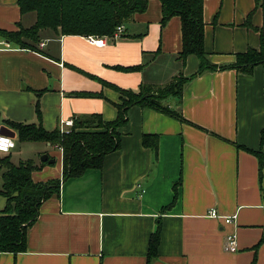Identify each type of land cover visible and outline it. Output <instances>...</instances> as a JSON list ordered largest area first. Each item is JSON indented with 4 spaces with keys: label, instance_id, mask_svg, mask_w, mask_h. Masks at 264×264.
Here are the masks:
<instances>
[{
    "label": "crops",
    "instance_id": "0c3cea01",
    "mask_svg": "<svg viewBox=\"0 0 264 264\" xmlns=\"http://www.w3.org/2000/svg\"><path fill=\"white\" fill-rule=\"evenodd\" d=\"M18 1L0 2V30L35 24L36 14H22ZM161 21L160 0H149L146 12L122 25L120 39L98 37L105 47L51 30L42 31L35 50L0 36V130L16 142L0 157L12 162L22 142L8 122L39 124L38 102L44 128L61 131L62 122L94 114L115 121L122 95L112 86L138 92L142 85L163 88L180 74L188 79L182 97L165 102L185 121L132 107L121 147L100 170L63 180V151L47 143L45 155L56 163L35 162L48 164L32 178L62 180L60 194L41 206L26 251L1 254L0 264H148L158 230L151 264H264V163L252 153L264 156V65L249 75L230 67L238 54L261 48L264 0H204L205 51L213 65L230 68L196 77V56L184 65L178 60L181 19L164 27ZM164 60L174 71L165 84L156 68ZM144 135L157 136V151L143 145ZM3 185L0 175V190ZM6 202L0 196V210ZM212 209L236 218L225 224L209 217ZM230 234L237 253L225 251Z\"/></svg>",
    "mask_w": 264,
    "mask_h": 264
},
{
    "label": "trees",
    "instance_id": "16d2710c",
    "mask_svg": "<svg viewBox=\"0 0 264 264\" xmlns=\"http://www.w3.org/2000/svg\"><path fill=\"white\" fill-rule=\"evenodd\" d=\"M160 2L162 27L173 17L181 19L183 44L178 60L184 65L189 56H196L199 60V70L195 77L207 71L230 67L249 75L256 66L264 65V36L259 50L250 49L246 53L238 54L234 65L230 67L213 65L204 47V0H160ZM18 5L22 14H36L35 24L27 29L21 28L17 32L0 30V36L23 49L35 50V45L40 43L41 33L44 30H51L59 36H113L117 28L134 15L146 12L149 0H19ZM141 68L142 66L120 69L134 72ZM187 81L188 79L180 74L163 88L142 85L138 92L107 84L122 95V102L117 105L118 118L113 122H106L99 114L90 115L75 120L68 134L61 133L59 129L49 132L44 128L39 102L36 107L39 124L26 125L13 122L8 124L18 133L22 143L44 142L61 149L63 180L78 178L88 170L102 169L105 157L119 150L122 139L120 130L128 123V111L132 107L148 108L185 121L178 111L170 108L165 102L170 98H181ZM157 143V136H143V145L152 148L153 151H157ZM252 153L262 164L264 163V156L260 152ZM47 164L36 165L30 160L21 161L16 165L12 162L11 156L0 157V169H3L4 180L0 196L7 201L5 208L0 210V255L26 251L27 231L38 220L41 206L53 196L60 194L62 182L60 179L39 183L33 181V173ZM174 188L176 198L177 185ZM159 244L158 230L150 238L148 264H151L157 256Z\"/></svg>",
    "mask_w": 264,
    "mask_h": 264
},
{
    "label": "built area",
    "instance_id": "2783aa9c",
    "mask_svg": "<svg viewBox=\"0 0 264 264\" xmlns=\"http://www.w3.org/2000/svg\"><path fill=\"white\" fill-rule=\"evenodd\" d=\"M123 29H124L123 26H119L111 38L113 40L120 39L122 37V34H123ZM88 40L92 45H95L97 47H105L106 46V42L103 38L91 36V37H89ZM73 126H74V122L72 120L62 122L61 133H63V134L64 133L65 134L70 133L71 128ZM15 148H16V142L13 138H11L10 136L0 134V154H8L12 150H14ZM263 193H264V190H263ZM209 217H211L213 219H223L225 224L233 223L235 218H236V217L221 216L218 214V212L215 209H212L209 212ZM224 248H225V251L228 253H237L238 252V242H237L236 235L230 234L226 237Z\"/></svg>",
    "mask_w": 264,
    "mask_h": 264
},
{
    "label": "rangeland",
    "instance_id": "374dc122",
    "mask_svg": "<svg viewBox=\"0 0 264 264\" xmlns=\"http://www.w3.org/2000/svg\"><path fill=\"white\" fill-rule=\"evenodd\" d=\"M97 37V36H93ZM164 60L163 62H159L158 66H156L157 69H162L163 72L160 75V82L163 84L170 82V75L174 72L171 68L168 61L166 62ZM50 151V148L47 146V143L38 142V143H32V142H25L18 144V150L15 152L13 156V162L18 164L21 161H34L36 163H39L41 160V157L45 155V151ZM3 170L0 172V175H2Z\"/></svg>",
    "mask_w": 264,
    "mask_h": 264
},
{
    "label": "water",
    "instance_id": "95a60500",
    "mask_svg": "<svg viewBox=\"0 0 264 264\" xmlns=\"http://www.w3.org/2000/svg\"><path fill=\"white\" fill-rule=\"evenodd\" d=\"M9 132L10 131L8 129L4 128V127H3V129L0 130V134L1 135H10ZM11 136H14V135L12 134ZM41 160H42V162H48L51 165L56 163V160L55 159H49L48 155L42 156Z\"/></svg>",
    "mask_w": 264,
    "mask_h": 264
}]
</instances>
